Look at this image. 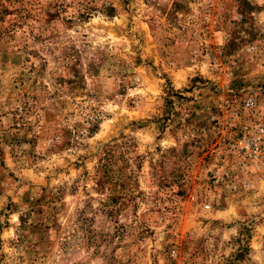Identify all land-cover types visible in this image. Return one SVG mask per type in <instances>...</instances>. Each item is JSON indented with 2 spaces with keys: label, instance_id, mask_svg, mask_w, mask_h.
I'll return each instance as SVG.
<instances>
[{
  "label": "rangeland",
  "instance_id": "rangeland-1",
  "mask_svg": "<svg viewBox=\"0 0 264 264\" xmlns=\"http://www.w3.org/2000/svg\"><path fill=\"white\" fill-rule=\"evenodd\" d=\"M0 264H264V0H0Z\"/></svg>",
  "mask_w": 264,
  "mask_h": 264
}]
</instances>
